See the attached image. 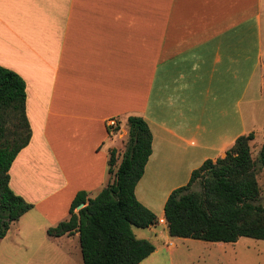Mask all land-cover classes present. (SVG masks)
Instances as JSON below:
<instances>
[{
	"label": "crops",
	"instance_id": "obj_1",
	"mask_svg": "<svg viewBox=\"0 0 264 264\" xmlns=\"http://www.w3.org/2000/svg\"><path fill=\"white\" fill-rule=\"evenodd\" d=\"M263 11L264 0H0V66L25 83L31 130L8 174L33 209L7 234L32 211L47 231L78 192L94 198L130 116L152 136L135 196L151 212L162 196L164 221L169 194L250 133L245 114L264 101Z\"/></svg>",
	"mask_w": 264,
	"mask_h": 264
},
{
	"label": "trees",
	"instance_id": "obj_2",
	"mask_svg": "<svg viewBox=\"0 0 264 264\" xmlns=\"http://www.w3.org/2000/svg\"><path fill=\"white\" fill-rule=\"evenodd\" d=\"M24 105V81L0 66V239L33 209L9 188L10 166L31 139ZM127 127L126 148L113 180L94 198L78 192L67 219L46 231L50 238L77 234L82 264H140L155 251L153 244L133 233V228L148 229L159 221L135 196L151 155L152 136L140 117H128ZM253 139V133L241 135L223 158L205 161L185 186L169 194L163 218L170 238L221 244L240 238L264 241V206L256 204L260 192L255 175L256 164L264 171V143L255 164L249 147ZM115 164L116 151L111 150L109 174ZM195 184L199 191H191ZM80 204L84 207L75 212Z\"/></svg>",
	"mask_w": 264,
	"mask_h": 264
},
{
	"label": "rangeland",
	"instance_id": "obj_3",
	"mask_svg": "<svg viewBox=\"0 0 264 264\" xmlns=\"http://www.w3.org/2000/svg\"><path fill=\"white\" fill-rule=\"evenodd\" d=\"M261 28L264 31V11ZM255 110L253 117L245 114V124L254 135L249 147L251 159L256 164L258 152L264 143V101L257 103ZM126 144L127 139L119 153L116 152V164L112 172L108 173L107 183L114 178ZM255 175L260 192L256 204L264 206V171L258 164L255 165ZM199 190L198 184L191 189ZM95 196L96 194H92L91 197ZM161 199L162 196L159 195L152 211L158 219ZM43 224L38 211H32L21 220L20 233H15L16 227L11 228L6 238L0 239V264H82L78 238H50L43 229ZM164 224V221L159 220L154 226V232L133 228L138 239L148 240L156 250L143 264H264V241L240 238L233 244H221L170 238Z\"/></svg>",
	"mask_w": 264,
	"mask_h": 264
},
{
	"label": "built area",
	"instance_id": "obj_4",
	"mask_svg": "<svg viewBox=\"0 0 264 264\" xmlns=\"http://www.w3.org/2000/svg\"><path fill=\"white\" fill-rule=\"evenodd\" d=\"M108 127L111 129V132H114V129L116 128V122L115 121H113V120H110L109 122H108ZM161 222H163V220H161Z\"/></svg>",
	"mask_w": 264,
	"mask_h": 264
},
{
	"label": "water",
	"instance_id": "obj_5",
	"mask_svg": "<svg viewBox=\"0 0 264 264\" xmlns=\"http://www.w3.org/2000/svg\"><path fill=\"white\" fill-rule=\"evenodd\" d=\"M84 207V204H80L79 206H77V208L75 209L77 212Z\"/></svg>",
	"mask_w": 264,
	"mask_h": 264
}]
</instances>
